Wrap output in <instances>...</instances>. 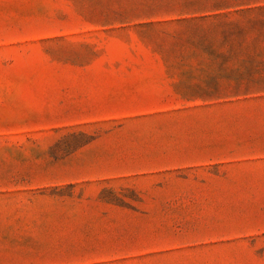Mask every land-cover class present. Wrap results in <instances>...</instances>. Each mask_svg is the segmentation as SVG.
<instances>
[{"label":"rangeland","instance_id":"obj_1","mask_svg":"<svg viewBox=\"0 0 264 264\" xmlns=\"http://www.w3.org/2000/svg\"><path fill=\"white\" fill-rule=\"evenodd\" d=\"M0 264H264V0H0Z\"/></svg>","mask_w":264,"mask_h":264}]
</instances>
